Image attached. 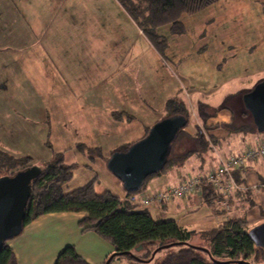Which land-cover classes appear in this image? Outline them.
<instances>
[{
  "label": "rangeland",
  "instance_id": "obj_1",
  "mask_svg": "<svg viewBox=\"0 0 264 264\" xmlns=\"http://www.w3.org/2000/svg\"><path fill=\"white\" fill-rule=\"evenodd\" d=\"M53 1L55 4L62 2L29 0L30 5L22 10L40 42L39 47L29 55L31 62L28 67L35 65L36 54H32L36 51L47 55L48 61L52 60L54 71L50 62L43 60L44 69L36 73L38 76L26 80V94L21 95L23 104L19 103L18 94L13 95L14 89H8L7 93H11H5L4 96L0 92V103L3 97V102L8 105L7 109L0 104V108H3L0 109V147L6 148L3 145L6 143V149L11 154L30 156L32 162L51 159L54 154H61L66 164L76 161L71 178L62 184L64 193L92 179H95L94 189L97 193L105 190L125 192L121 181L107 169L102 160L111 154V145L117 141L111 137L116 136L112 125L102 123V120L107 121L109 117L105 108L115 105L112 89L121 92L128 82H134L136 74L139 92L143 90L147 97V89L151 87L158 96L147 97L148 105L156 109L160 99H168V94L159 92L161 88L156 84L160 82L161 73L154 79L152 71L146 67L151 65L152 69L159 68L160 71L161 59L158 56L168 60L170 66L196 76L205 88L224 76L221 69L213 66V59L219 56L218 52L223 46L214 40L213 33H222L231 40L226 43L225 49L234 50L239 61L262 56L261 51L264 50V15L261 9L264 0H217L197 13L185 14L181 19L185 28L181 36L170 34L168 26L159 28L158 34L167 38L169 54L166 51L160 53L153 46L119 0H69L67 12L70 11V14L64 8L55 12L51 7ZM16 15L19 19V15ZM4 20H8L7 13L0 16V21ZM246 46L250 50L257 46V49L255 52L249 49L246 52ZM175 54L182 57L176 58ZM191 76L189 79L184 76L188 83L191 82ZM153 83L156 85L154 88ZM239 97L227 102L233 108L230 120L237 124L252 122L249 116L242 115L245 108ZM186 103L191 109L189 112L195 113L190 98ZM195 122L196 115H192L186 125L194 132L196 130L191 126ZM142 123L133 122L127 133L117 127L123 135L125 133L123 137L128 142L138 139L136 135L142 133ZM198 128L206 130L203 123ZM194 146L195 142L191 138L181 135L173 143V154H181L180 149L185 151ZM2 172L4 170L0 169ZM145 185L142 189H145ZM153 217L172 218L163 212L159 216L153 214ZM176 220L183 226L186 219ZM191 242L207 244L199 231L192 236ZM165 252L162 251V254ZM114 264H130V261L122 256L115 259Z\"/></svg>",
  "mask_w": 264,
  "mask_h": 264
},
{
  "label": "crops",
  "instance_id": "obj_2",
  "mask_svg": "<svg viewBox=\"0 0 264 264\" xmlns=\"http://www.w3.org/2000/svg\"><path fill=\"white\" fill-rule=\"evenodd\" d=\"M28 1L0 0V16L5 13L8 15V20L0 21V92L1 96H4L8 89H14L12 93L13 95L18 94L20 104L24 103L21 95L26 94V80L34 77V75L35 77L38 76L36 73L44 69L42 68L43 60L50 62L51 68L54 71L52 60L48 61L47 55L36 51L32 54H36L34 56L36 59L34 61L35 65L28 67V64L31 62L29 55L40 44L38 34H36L35 29L31 27V24L26 21L27 18H24L22 14V10H25L30 5ZM51 5L52 9L56 10L55 12L63 8L67 12V8L70 7L69 0H62L60 4H55V1H53ZM67 13L70 14V11ZM15 14L19 15V19ZM184 16L185 14L181 16V19ZM31 22L33 23V21ZM12 24L15 25L14 28L11 27ZM15 30L17 31L16 33ZM168 30L170 32L169 26ZM170 34L172 33L170 32ZM213 34L214 40L223 45L218 52L219 56L213 59V66L218 67L219 70L221 69L224 76L217 80L215 84L212 83L210 86L204 88L196 76H191L190 72L186 73L184 69L182 71L179 68L170 66L168 60H165L161 56H158L161 59V63L159 62L160 71L159 68L152 69L151 65L146 66L147 70L152 71L154 79L157 74L161 73L160 82L156 84L157 87L161 88L159 92L168 94V99L184 103L188 111L191 109L187 106V99L189 100L190 98V101L193 102L194 109L192 110H195V113L189 112L188 121H190L192 115H196L197 122L192 124V129L200 126V123L211 128L205 131L202 130L208 142L207 147L203 151H196L188 155L181 164L170 166L161 173L152 175L148 178L145 189L142 190L145 191L144 193L177 185L187 177L203 176L211 171L220 158L232 153H240L251 146L264 143V132H230L227 127L231 122V113L233 112V108L228 106L227 102L240 95L239 99L242 103V95L251 89L258 80L264 79V50L261 51L262 56H255L256 58L239 61V58L236 59L234 55V50L229 51L225 49L226 43L231 40L226 39L222 33ZM181 35L184 34L177 36ZM164 37L166 38L165 35ZM246 47L247 52L249 46ZM255 48L257 49V46L251 50L249 49V51L255 52ZM165 51L169 54V44H167ZM175 57L180 58L182 56L175 54ZM205 63L209 66V63L206 61ZM184 76L188 77V79L191 76V82L188 83V79L186 80ZM129 77L132 79L131 76ZM138 80L139 78L136 74L134 82H128V86L122 89L121 92L117 90L114 92L115 89H112L115 105L107 107L108 109L105 108L109 117H107V121L102 120V123L112 125L111 128H114L116 132L115 138L111 136L113 140L117 139L114 143L115 145H111V153L119 147L121 148V146L142 138L146 133V129L150 128L156 121L172 115L166 108L168 99L166 101L160 99V103H158L156 109L148 105L147 100L149 99L147 97L150 95L157 96L156 91L149 87L146 97L143 90L142 93L138 90ZM154 86L156 85L153 83L152 87L154 88ZM120 88L121 86L118 90ZM193 97L194 101L192 100ZM3 99L2 97V104H0L8 109V105L3 102ZM199 102L206 103L211 108L217 110L215 116L203 122L197 114V104ZM242 106L245 108L243 103ZM0 109L2 110L3 108ZM141 120H144L147 124H143ZM139 121L142 123V133L138 136L136 135L138 139L127 142L123 136L129 132L133 122L140 124ZM186 125L182 129L186 134L194 136L192 133L195 134V132ZM117 126L123 129L124 135ZM132 136L134 138L135 134ZM3 145L7 148L6 143H3ZM6 148L0 147V149L11 153ZM183 150L180 149V152H184ZM14 155L23 156L20 154ZM108 157L102 158V160L105 162ZM49 160L46 159L41 162L32 163L41 165L43 162ZM72 160L76 159L73 158ZM76 163L74 161L70 164L76 165ZM233 176L242 188L230 194L228 198H220L221 196L218 194L219 199L225 202L226 205L222 206V204H219L217 202L219 199H214L213 203L206 202L202 191H200L184 198L166 202L160 206L150 205L147 208L152 216L153 214L159 216L163 212L167 213V216L172 217L171 219L176 222H178L176 220L178 218L186 219L182 224L189 229H210L227 219L233 218L243 219L250 226L263 223L264 158L248 162L243 168L235 170ZM114 194L122 199L126 196V192ZM85 216L86 213L84 212H52L40 215L32 220L23 227L22 232L18 236L7 243L13 250L16 264H54L60 251L67 245H72L75 251L87 263L102 264L113 252L114 248L108 240L104 239L94 230L82 228L80 220Z\"/></svg>",
  "mask_w": 264,
  "mask_h": 264
},
{
  "label": "trees",
  "instance_id": "obj_3",
  "mask_svg": "<svg viewBox=\"0 0 264 264\" xmlns=\"http://www.w3.org/2000/svg\"><path fill=\"white\" fill-rule=\"evenodd\" d=\"M215 1L217 0H119L130 17L136 21L141 32L153 46L157 47L160 53L165 51L167 41L164 36L158 34L159 28L169 26L172 34H183L184 26L181 16L197 13ZM261 9L264 15V3L261 5ZM166 108L172 115L185 116L188 123L189 111L184 103L172 99L166 102ZM216 112L217 110L206 103L199 102L197 104V114L203 122L215 116ZM242 115L250 117L246 109ZM198 127L195 128L194 136L186 134L183 129L179 131L175 141L181 135H187L195 142V146L181 154H173L174 141L167 162L159 171L160 173L170 166L181 164L188 155L196 151H203L207 147L208 142L203 131ZM227 127L230 132L256 131L250 121L240 124L231 121ZM205 128L208 130L211 127L205 126ZM148 130L149 128L146 129L144 136ZM132 143L116 150L124 151ZM32 165L34 163L30 156H16L0 149V169L4 170L0 176L12 175L17 170ZM38 166L42 170L31 182L23 227L38 216L47 213L84 212L86 216L80 220L82 228L94 230L108 240L114 248L113 252H116L108 264H114V260L122 256L126 257L130 264H264V248L255 246L248 236L251 226L243 219H227L221 224L205 230L189 229L173 219H155L147 208L150 205L160 206L166 202L140 205L129 201L127 198L129 195L145 192L142 191L144 190L142 187L134 192L125 191L126 196L122 199L109 190L97 193L94 189L95 179H92L64 193L62 184L71 178L76 165L66 164L61 154H54L49 161ZM152 175L148 176L144 183ZM151 192L153 191L146 193ZM202 194L206 202L213 203L214 199L219 198L218 193L208 183L202 186ZM198 231L201 232L206 245L191 242L192 236ZM7 243L8 241L3 244L0 250V264H16L13 250ZM152 247H154L153 250ZM158 247L161 248L151 257L152 252ZM165 250L166 252L162 254V251ZM159 254L162 255L158 256ZM54 264L89 263L75 251L72 245H67L60 251Z\"/></svg>",
  "mask_w": 264,
  "mask_h": 264
},
{
  "label": "water",
  "instance_id": "obj_4",
  "mask_svg": "<svg viewBox=\"0 0 264 264\" xmlns=\"http://www.w3.org/2000/svg\"><path fill=\"white\" fill-rule=\"evenodd\" d=\"M242 103L256 131L264 132V79L242 95ZM186 123L187 119L181 114L161 118L149 128L144 137L133 142L126 150L112 151L106 160L107 169L121 181L125 191H138L148 176L164 167L172 143ZM41 170L40 166L34 164L12 175L0 176V250L6 241L22 232L31 182ZM248 236L255 246L264 248V222L251 227ZM160 248H156L151 257ZM115 254L112 252L104 264H108Z\"/></svg>",
  "mask_w": 264,
  "mask_h": 264
},
{
  "label": "built area",
  "instance_id": "obj_5",
  "mask_svg": "<svg viewBox=\"0 0 264 264\" xmlns=\"http://www.w3.org/2000/svg\"><path fill=\"white\" fill-rule=\"evenodd\" d=\"M260 158H264V143L251 146L240 153H232L220 158L211 171L203 176L187 177L179 184L169 186L166 189L155 190L151 193L131 194L127 198L129 201L140 205L169 202L202 191V186L206 183L211 184V187L221 196L220 198H228L230 194L242 188L236 182L233 172L243 168L248 162ZM217 202L222 206L226 205L221 199Z\"/></svg>",
  "mask_w": 264,
  "mask_h": 264
}]
</instances>
